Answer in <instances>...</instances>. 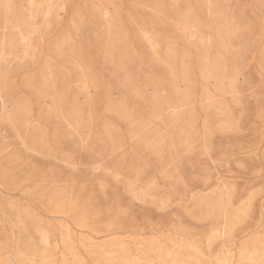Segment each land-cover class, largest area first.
<instances>
[{"label":"rangeland","instance_id":"obj_1","mask_svg":"<svg viewBox=\"0 0 264 264\" xmlns=\"http://www.w3.org/2000/svg\"><path fill=\"white\" fill-rule=\"evenodd\" d=\"M0 264H264V0H0Z\"/></svg>","mask_w":264,"mask_h":264},{"label":"bare ground","instance_id":"obj_2","mask_svg":"<svg viewBox=\"0 0 264 264\" xmlns=\"http://www.w3.org/2000/svg\"><path fill=\"white\" fill-rule=\"evenodd\" d=\"M43 234V233H42ZM46 235V234H45ZM42 238V237H41ZM46 238V237H45ZM44 243V242H43ZM257 251V250H256ZM47 259V258H46ZM156 262V261H155ZM46 263H47V261H46Z\"/></svg>","mask_w":264,"mask_h":264}]
</instances>
